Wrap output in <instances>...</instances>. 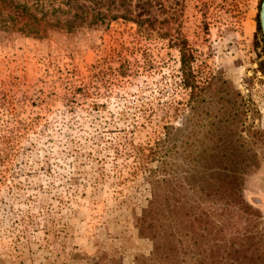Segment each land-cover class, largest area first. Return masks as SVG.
Wrapping results in <instances>:
<instances>
[{
  "label": "rangeland",
  "instance_id": "1",
  "mask_svg": "<svg viewBox=\"0 0 264 264\" xmlns=\"http://www.w3.org/2000/svg\"><path fill=\"white\" fill-rule=\"evenodd\" d=\"M60 1L48 3L46 20L0 26V264L149 256L137 218L150 180L165 176V152L168 168L244 166L241 194L264 234L261 0H115L130 17L72 30L47 23L70 15ZM23 23L34 29L17 30ZM183 45L194 98L182 82ZM165 124L180 129L166 143ZM226 147L236 160L190 155Z\"/></svg>",
  "mask_w": 264,
  "mask_h": 264
},
{
  "label": "trees",
  "instance_id": "2",
  "mask_svg": "<svg viewBox=\"0 0 264 264\" xmlns=\"http://www.w3.org/2000/svg\"><path fill=\"white\" fill-rule=\"evenodd\" d=\"M29 1L0 0V26H14L21 17L34 22L46 20V7L51 0H31L32 5ZM78 1L61 0L68 9L63 10L60 5L58 9L70 15L65 19L47 20V23L72 30L86 22L130 17L128 9L113 10L111 5L115 0H87L90 5L86 7ZM75 7L79 10H74ZM35 12H39L40 17ZM16 29L31 31L34 28L23 23ZM254 42L264 55V39L258 25ZM192 57L185 45L180 46L182 82L191 89L194 98L197 86L190 67ZM260 66L264 71V60L260 61ZM207 83L202 87L204 90L211 86ZM178 130L172 124H165V143L171 141ZM167 155L165 152V176L150 180L151 198L137 218L138 234L152 240L153 250L149 256L136 258V264H264V234L256 229L257 214L241 194L246 168L235 161L186 166L175 163L168 168ZM190 155L198 160L205 156L216 161H233L240 154L226 147L225 151L215 154L193 152ZM236 216L243 223L240 229L236 226Z\"/></svg>",
  "mask_w": 264,
  "mask_h": 264
},
{
  "label": "water",
  "instance_id": "3",
  "mask_svg": "<svg viewBox=\"0 0 264 264\" xmlns=\"http://www.w3.org/2000/svg\"><path fill=\"white\" fill-rule=\"evenodd\" d=\"M258 15H259L258 19H259L260 32H261V35L264 39V0H261Z\"/></svg>",
  "mask_w": 264,
  "mask_h": 264
}]
</instances>
